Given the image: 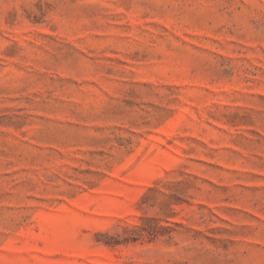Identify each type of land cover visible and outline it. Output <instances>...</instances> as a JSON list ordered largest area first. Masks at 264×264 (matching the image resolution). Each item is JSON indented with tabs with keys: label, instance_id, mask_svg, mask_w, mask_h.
I'll return each instance as SVG.
<instances>
[{
	"label": "rangeland",
	"instance_id": "1",
	"mask_svg": "<svg viewBox=\"0 0 264 264\" xmlns=\"http://www.w3.org/2000/svg\"><path fill=\"white\" fill-rule=\"evenodd\" d=\"M0 264H264V0H0Z\"/></svg>",
	"mask_w": 264,
	"mask_h": 264
}]
</instances>
